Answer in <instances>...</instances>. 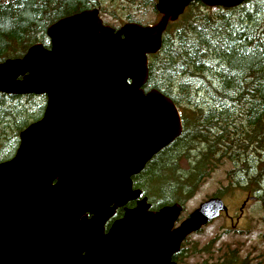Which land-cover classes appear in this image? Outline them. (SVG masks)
Wrapping results in <instances>:
<instances>
[{"label": "water", "instance_id": "water-1", "mask_svg": "<svg viewBox=\"0 0 264 264\" xmlns=\"http://www.w3.org/2000/svg\"><path fill=\"white\" fill-rule=\"evenodd\" d=\"M191 1L156 0L154 23L117 28L85 9L47 26L49 47L37 42L0 61V93L45 96L41 117L0 161V264H177L171 256L184 238L226 212L212 196L175 225L182 205L152 210L132 184L182 131L172 99L142 86L148 55ZM200 1L228 8L244 0Z\"/></svg>", "mask_w": 264, "mask_h": 264}, {"label": "trees", "instance_id": "trees-1", "mask_svg": "<svg viewBox=\"0 0 264 264\" xmlns=\"http://www.w3.org/2000/svg\"><path fill=\"white\" fill-rule=\"evenodd\" d=\"M134 1L127 2L128 21L144 22V13L131 12L138 4L156 13L155 0ZM101 3L0 0V61L22 56L37 42L49 47L48 25L85 9L100 13ZM147 69L143 89L155 88L172 99L182 131L132 176L133 187L154 209L183 206L209 172L228 163L225 188L254 197L264 226V0L228 8L191 1L168 22L159 49L148 55ZM44 105L43 94L0 93V161L13 156L19 132L41 117ZM182 252L181 247L177 262ZM222 260L243 262L236 249L224 252Z\"/></svg>", "mask_w": 264, "mask_h": 264}, {"label": "rangeland", "instance_id": "rangeland-1", "mask_svg": "<svg viewBox=\"0 0 264 264\" xmlns=\"http://www.w3.org/2000/svg\"><path fill=\"white\" fill-rule=\"evenodd\" d=\"M127 2L128 0H102L103 10L99 16L107 25L117 28L128 21L124 16L131 10L130 7L127 8ZM138 2L140 0H135L134 4ZM138 5V10L131 12L145 14L144 22L139 23L150 24L159 18L158 12L154 13L148 6ZM229 167L225 163L209 172L182 206L178 220L186 217L201 202L220 190L222 194L219 197L223 199L227 210L185 238L181 244L183 252L178 264H221L223 253L232 249H236L239 260H243L239 264H264V226L260 204L254 197L248 198L245 193L225 188L226 170ZM147 201L150 203L148 197Z\"/></svg>", "mask_w": 264, "mask_h": 264}, {"label": "flooded vegetation", "instance_id": "flooded-vegetation-1", "mask_svg": "<svg viewBox=\"0 0 264 264\" xmlns=\"http://www.w3.org/2000/svg\"><path fill=\"white\" fill-rule=\"evenodd\" d=\"M172 142V141H171ZM170 142V143H171ZM168 145V144H167ZM155 155V154H154ZM153 155V156H154ZM135 188V187H134ZM135 205V200H130L128 202H126L124 205L122 206H118L115 207L113 214L104 222L102 228H101V234H105L109 231L111 225L113 224V222H115V220L119 219L120 217H122L125 208H132ZM150 209L155 210L154 208L151 207L150 204ZM157 209V208H156ZM85 216L88 218L90 217L89 213H86ZM180 221V220H179ZM175 222V225H177V223L179 222ZM177 259V252H175L174 254H172L171 256V260L175 261L177 263V261L175 260Z\"/></svg>", "mask_w": 264, "mask_h": 264}]
</instances>
